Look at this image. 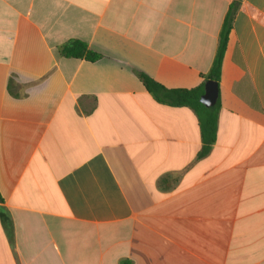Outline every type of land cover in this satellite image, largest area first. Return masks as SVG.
Masks as SVG:
<instances>
[{
    "label": "crops",
    "instance_id": "obj_1",
    "mask_svg": "<svg viewBox=\"0 0 264 264\" xmlns=\"http://www.w3.org/2000/svg\"><path fill=\"white\" fill-rule=\"evenodd\" d=\"M232 1L0 0V264H264V0L233 16L206 156L136 74L199 86Z\"/></svg>",
    "mask_w": 264,
    "mask_h": 264
},
{
    "label": "trees",
    "instance_id": "obj_2",
    "mask_svg": "<svg viewBox=\"0 0 264 264\" xmlns=\"http://www.w3.org/2000/svg\"><path fill=\"white\" fill-rule=\"evenodd\" d=\"M241 0H233L229 5L226 15L223 19L219 32L218 45L212 65L205 75L204 81L193 89H166L156 83L150 77L143 73H136L137 77L143 84L148 93L160 104H166L174 107H187L191 109L197 117L200 130L201 148L198 152V158L206 156L212 148L216 137L217 115L219 110L218 98L215 105L206 108L200 103V96L203 94V86L206 80H213L219 83L220 67L224 50L227 44L228 35L231 29V22L236 10L239 8ZM58 54L66 58L84 59L88 61H96L99 55L90 51L87 45L77 39H70L60 45Z\"/></svg>",
    "mask_w": 264,
    "mask_h": 264
},
{
    "label": "water",
    "instance_id": "obj_3",
    "mask_svg": "<svg viewBox=\"0 0 264 264\" xmlns=\"http://www.w3.org/2000/svg\"><path fill=\"white\" fill-rule=\"evenodd\" d=\"M218 98V85L213 80H206L203 86V94L200 96V103L206 108L215 105Z\"/></svg>",
    "mask_w": 264,
    "mask_h": 264
}]
</instances>
